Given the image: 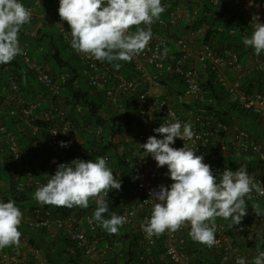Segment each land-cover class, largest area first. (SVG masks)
<instances>
[{
	"label": "built area",
	"instance_id": "1",
	"mask_svg": "<svg viewBox=\"0 0 264 264\" xmlns=\"http://www.w3.org/2000/svg\"><path fill=\"white\" fill-rule=\"evenodd\" d=\"M201 1L212 6H217L222 1L231 3L235 12L241 17L242 22L252 30L253 25L251 23L254 15L258 14L260 22H264L262 13L257 10L253 0H251V3L249 0ZM26 7L32 11L33 16L35 8L33 6ZM193 14L195 15V12ZM177 18V13H170L167 21H158L157 24L161 27V30L169 29L171 31L172 28L176 27ZM58 22L61 37L67 48L77 56L83 65L82 73L86 84L95 92L100 93L107 104L115 106L119 112H122L120 105L122 99L128 98L131 101L141 124V128L131 134L134 146L145 143L149 136L156 135L158 137V134L153 132L154 121H157L160 126L166 121L179 119L182 123L190 122L195 135L190 141H181L177 138L176 142L181 147L184 143L193 150L196 149V154L204 157V163L210 165L203 143L208 142V139L212 136H216L218 130L228 135L229 142L221 143L219 149L216 148V155H218V152L221 155L252 153L257 158V162L264 163V143L255 141L240 125L228 127L224 124H218L214 118L206 115L204 109L191 106L192 101L197 103L205 101L201 78L197 73L201 69H199V66L203 65L202 69L208 68L212 72L216 84L226 92L231 102L236 103L242 110L256 116L264 123V94H248L242 89L240 79L248 70L242 69L236 52L226 49L218 54L207 43H202L196 52L191 51L192 42L201 37L206 29L205 26L200 30L189 29L184 36L177 38H172L169 33L167 36L161 31L155 32L152 29L154 35L149 45L131 61L137 77L130 79L112 71L111 68L99 63V61L75 53L69 44L70 37L66 38L65 36V32L70 31L69 28L64 22ZM170 44L175 47V51L167 52V47ZM21 47L23 48V54L16 57L35 75L36 80L47 88L51 96L59 95V84L64 83L68 75L60 74L55 77L50 75L45 67L37 64L34 59L29 57L28 42L21 43ZM148 68H150V71ZM253 69L264 73V61H254ZM229 73H233L231 78L228 77ZM160 76H175L184 83L185 91L182 96V103L188 106L184 112L174 107L172 99L162 98L156 93L157 86H160L158 83ZM14 77L11 72L6 76L9 93L6 100L0 104L3 107V109L0 107V115L4 111V105H8L7 115L18 121L22 132L26 131L25 129L29 130L33 146L41 139L39 135L36 138L40 132V127L35 123L38 121L44 124L48 123L44 142L51 154L61 163H64L67 161V157L60 151L59 142L66 139L68 142L66 151L71 152L76 148V145L80 144L77 130L72 127L70 121L65 120L63 109H60L55 102H51L47 108L40 109L38 103L22 98ZM76 111L81 113L83 109L77 106ZM53 121L56 122L53 123ZM85 131H92L97 138L103 135V129L99 125L95 127L88 125L85 127ZM0 143L4 145L5 153L17 169L16 175L13 177V189L16 193H23L29 188L37 189L47 183L36 178L29 167L23 164L22 147L16 141L14 134L1 123ZM139 152L140 160L134 164L130 180L132 188L130 195L133 201L123 199L124 189L120 190L119 195L122 197V201L118 213V215L126 217L123 227L132 226V230L134 228L133 231L139 232L141 235L139 247L142 248V252L139 251L136 264H162L163 261L168 264H193L192 256L185 249V236L190 231L188 225H183L176 231L166 230L163 233V252L159 257H153L156 236L148 238L142 229V225L151 215L153 202L149 198V194L158 185H168L171 181L164 176L167 172L166 166L164 168L155 167L156 164L150 156L143 157L141 153L143 149H140ZM135 154L136 152H134ZM102 157H105L108 165H110L109 157ZM73 159H76V157L74 156ZM211 169L214 175H219L224 170L218 166H211ZM55 170L56 168H51L52 175ZM247 171L253 177L255 184L253 191L249 194L250 198H247V200L264 199V195L260 194L264 192V172L258 168V165L255 169H247ZM90 201L95 203L94 199H90ZM22 223L30 230L54 229L61 235L66 236L74 242L81 259L88 264H111L110 260L107 259L111 246L106 242L103 243V246H100L101 241L94 235L96 226L88 215L79 217L78 214L72 213L65 217H57L56 215L54 218L47 209L38 208L31 210L22 220L20 226ZM85 227L91 232L90 236H87ZM215 227L216 243L211 249L220 252L222 262L236 264L238 257H245L248 264H254L247 254L238 250H231L227 246L228 235L224 226L215 223ZM230 227L233 233L239 237H249L264 242V239L260 238L261 234H264V228L256 230L250 224L242 222L234 226L230 222ZM117 244H119V241L113 243V248L119 252L118 247L121 244ZM29 253L35 264H53L47 261L44 253L39 248L30 247ZM117 256H120V254ZM23 257L17 245L11 246L10 249L6 247L0 250V264H23L25 260Z\"/></svg>",
	"mask_w": 264,
	"mask_h": 264
},
{
	"label": "clouds",
	"instance_id": "2",
	"mask_svg": "<svg viewBox=\"0 0 264 264\" xmlns=\"http://www.w3.org/2000/svg\"><path fill=\"white\" fill-rule=\"evenodd\" d=\"M164 11L162 0H58L57 8L60 20L70 27V31L64 32L66 38L70 37L71 49L108 63L130 62L141 53L153 38L151 26ZM31 18L32 11L22 0H0V65L23 54L19 33ZM251 24V35L243 38V44L260 57L264 55V22L256 14ZM153 132L159 138L149 136L145 143L137 144L139 151L143 149V157L150 156L157 168L166 166L171 183L150 191L153 205L150 217L142 225L144 233L151 238L188 225L193 241L213 247L217 217L230 220L234 226L247 215L246 197L250 198L255 187L253 177L243 165L214 175L211 166L203 162L204 157L196 154V149L184 143L180 148L173 147L177 138L193 139L195 134L190 122L166 121ZM59 145L66 147L67 143L60 141ZM47 177V183L34 192L33 198L41 205L87 208L90 199H94L97 207L92 220L99 227L116 234L126 222L122 215L112 213L110 218L104 215L109 213L108 193L121 188L120 179L115 178L105 157L59 163L55 173ZM22 217L14 200L0 199V250L19 244ZM260 238L264 239V234ZM236 264L248 262L245 257H238ZM254 264H264V251L254 258Z\"/></svg>",
	"mask_w": 264,
	"mask_h": 264
},
{
	"label": "trees",
	"instance_id": "3",
	"mask_svg": "<svg viewBox=\"0 0 264 264\" xmlns=\"http://www.w3.org/2000/svg\"><path fill=\"white\" fill-rule=\"evenodd\" d=\"M33 2L34 1L32 0H22V3L25 6H33L35 8ZM211 6L212 5H204L205 12L210 15L204 17V21L199 24L202 25V23H204L206 27L204 33L201 35V42L210 44L218 54H221V52L226 49L236 52L238 54V62L242 69L249 68V62H254L256 60L264 61V55L260 57L255 56L254 51L243 44V38L245 36H250L252 29L242 22L241 17L235 12L233 5L222 1L215 6L216 13L214 14H212L211 9L209 8ZM263 15L262 19L264 20ZM28 26H30V22L22 27L23 30H26ZM152 29L155 32L161 31V33L167 34V36L170 32L169 29L161 30V27L158 26V24ZM59 38L61 39V37ZM56 41L59 40L52 39L46 45H43L41 38L36 39L35 42H33V46L31 42L29 43L28 54L30 58L34 59L35 62L42 67H44L45 62H50V64H54V68L58 70L65 68L64 71H61L58 74L55 72L52 73L48 70L49 74L54 77L59 76L60 74L68 75L67 80L64 83L59 84V95L51 96L47 88L36 80L35 75L25 66V64H23L19 58L15 57L11 62L0 65V104L5 101L8 96L9 89L6 76L11 72L15 76L14 79L18 85V90L22 98L27 99L28 97H31V99H34V92H41L43 96L49 97L51 102H55L60 109H63L65 120L70 121L72 127L77 130V137L81 142L79 145H76V148L71 152L66 151L67 146L61 147L59 145L60 151L67 157V161L64 163L72 160L74 156L83 160H96L99 157L108 156L110 159L109 167L112 169L115 178L117 180L120 179L121 188L119 190H111L106 197L109 213H105L104 215L105 218H110L112 213L118 215L119 206L122 201L119 191L124 189L126 183L130 184L134 164L140 160L139 148L137 149L136 146H134V143L131 144L130 142H127L121 143L120 145V143L115 142L114 138L123 136L126 139L132 138V132L139 130L141 124L137 118L135 108L132 106V103L128 98L122 99L120 102L122 112H114L111 115L110 120H102L99 116L107 104L106 100L100 93L95 92L90 86L77 85V81L80 79H83V82L86 83L82 73L83 65L77 56L69 51L63 39L59 42ZM38 47H41L42 50L36 55ZM52 50H54V53H52ZM65 51H68L70 55L66 56ZM68 61L73 65L75 64L76 68L69 66ZM120 62L123 64V67L134 69L131 61ZM99 63L111 68L112 71L123 76L121 70L114 66L117 63L100 61ZM202 66L203 65L199 66V69H201L198 70L197 73L201 78V87L204 92L205 101L201 103L192 101L191 106H197L198 108L204 109L206 115L214 118L218 124H224L228 127L242 125L241 128H243L250 137L257 142H262L255 130V128L260 125L261 121L256 116L242 110L236 103L231 102L226 92L216 84L212 72L208 68L202 69ZM148 70L150 71V68H148ZM232 76L231 73L228 74V77L231 78ZM167 82L176 87V90H173L172 92L170 91L169 94L172 97L174 107L179 111L184 112L186 107H188L182 103V96L185 91L184 83L175 76H160V78H158V83L162 86L167 85ZM240 86L248 94H264V73L256 69L248 70L240 79ZM4 106V115L0 118V123L14 134L16 141L22 147L23 164L29 167L30 171L34 173L36 178L47 182V175H52L51 168H56L57 164L61 163L53 154H51L44 142L46 136L45 130L48 128L49 124H44L39 121L35 123V125L40 127V132L37 134L36 138L39 135L41 139L33 146V141L29 136V130L25 129L26 131L22 132V128H20L18 121L7 115V109L9 106ZM77 106H80L83 109V112L80 113L76 111ZM55 122L56 121H53V123ZM32 124L34 125V123ZM88 125L94 127L98 125L101 126L103 129V135L97 138L92 131L86 132L85 127ZM153 127H159L157 121H154ZM208 140V142L203 143V147L211 166H218L222 169L228 168L234 171L242 165L246 166L249 170L255 169L258 165V168L261 171L264 170V163L257 162V158L252 153L221 155L218 152V155H216V148L219 149L221 143L229 142V137L226 133H222L218 130V134L214 137L212 136ZM61 141H65L68 145L66 139H62ZM172 146L176 148L181 147L176 140L175 144ZM134 152H136L135 155ZM53 160H55L56 163H53ZM153 162L155 161L153 160ZM0 168V181L5 182L9 191L8 199L4 197L1 198L5 202L9 199L14 200L16 203L22 202L29 193H34L36 191V189L31 188L23 193H16L14 191L13 177L16 175L17 169L14 167L9 156L5 153L3 144H0ZM1 171H4V173ZM164 176L168 179L166 173ZM247 198L248 197H246L247 215L242 219V223H246L248 220H251V218L253 219V216L248 214L250 210L262 211L261 203L258 202L259 200H247ZM96 207L95 203L89 201V206L87 208L79 206L68 208L55 205H42L39 209H47L54 218L56 215L57 217H65L72 213L78 214L79 217L88 215L92 218ZM217 219L218 217L216 220ZM94 224L96 226L94 235L99 241H101L100 246H103V243L105 242L111 246V250L107 256V259L110 260L111 264H136L138 254L142 252V248L139 247V241L141 239L139 232H134L131 229L125 234H121L119 231L116 234H110L99 227L98 223L94 222ZM19 231L21 232L22 237L24 235H29V237H31L28 241L29 246L41 249L49 263L88 264L81 259L79 250L75 248L74 242L66 236L61 235L59 232L52 235L48 232L47 228H42L35 230L36 233H33L32 231L30 232V229L25 225L19 226ZM85 231L87 236H90L91 232L87 227H85ZM163 239V234L155 237V246L153 247L154 258L159 257L163 252ZM185 240V249L186 252L192 256L193 264H231V262L225 263L221 261V254L219 251H214L205 245L193 241L189 232L186 234ZM117 241L121 244L119 252L113 248V243ZM254 243L257 245L258 253L264 251V242L262 240L255 239ZM7 248L10 249L11 246ZM118 254H120V256H117ZM23 264H35V262L32 257L27 256ZM162 264L168 263L163 261Z\"/></svg>",
	"mask_w": 264,
	"mask_h": 264
},
{
	"label": "crops",
	"instance_id": "4",
	"mask_svg": "<svg viewBox=\"0 0 264 264\" xmlns=\"http://www.w3.org/2000/svg\"><path fill=\"white\" fill-rule=\"evenodd\" d=\"M32 1H34L33 5L35 6L34 13L30 21V26H28L26 30L25 29L23 30V28L20 30V33H19L20 43H23V42L32 43V42H35V40L39 38H41V42L43 45H46L52 39L61 41L62 37H61V31H60L58 21L64 22L68 28L70 27L66 21L60 20V17L57 12L58 0H36V1L32 0ZM253 2L255 3L257 10L261 12L263 15L264 14V10H263L264 1L263 0H253ZM162 4L165 7V11L161 14V17L158 21H167L170 13H177V16H178L176 27L172 28L171 31L169 32L172 38L184 36L189 29H194V30L203 29V26H205V24L204 23H202V25H199V24L200 22L204 21V17H207L210 15L207 12H205L204 5L206 4L203 3L201 0H162ZM193 12H195V15L193 14ZM158 21H156L151 27L154 28L156 24L158 23ZM59 37H61V39ZM59 41H56V42H59ZM201 44H202L201 37L196 38L192 42V45L190 47L191 51L193 53L196 52V50ZM41 50H42L41 47H38L36 52L40 53ZM172 51H175V47L172 44H170L167 47V52H172ZM52 53H54V50H52ZM65 54L66 56L70 55L68 51H65ZM114 63H119L121 65L119 69L123 73L122 74L123 77L130 78V79L137 77L136 72L134 71L133 68L127 69L123 67V64L120 61H115ZM68 65L72 66L73 68H76L75 64L73 65L69 61H68ZM44 67L47 70L51 71L52 73L55 72L57 74L65 70V68L58 70L52 67L50 62H45ZM248 67L249 68H247V70H252L253 62H249ZM231 74L233 75V73ZM83 81H84L83 79L78 80L77 85L87 86V84ZM173 90H176V87L173 85H170L167 82V85L157 86L156 93L162 98L172 99V97L169 94H170V91L172 92ZM34 95H33L35 97L34 99H31V97H28L27 100L38 103L40 105V109L47 108L50 105L51 100L49 99V97L43 96L41 92L39 93L34 92ZM0 107L3 109L2 106ZM116 111H117V108L115 106L106 104V106L103 108V111L100 113L99 117L104 121L110 120L111 115ZM3 115L4 113L2 112L0 115V118H2ZM255 130L257 132V135L260 137V139L264 143V123L261 122L260 125H258L255 128ZM116 138H114V140ZM120 138H123L125 142L127 140L124 136ZM131 191H132V188L130 186L129 196L125 200L133 201L132 196L130 195ZM0 193H1L0 199L3 197L8 199L9 191H8L7 185L3 181H0ZM33 197H34V193L31 192L25 198V200H23L22 202L16 203L23 213L22 220L25 219V217L31 212L32 208L35 209V208H40L42 206ZM258 202L261 203L260 204L261 210L262 209L264 210V199H260ZM248 214L249 215L254 214V215H253V219L251 218V220H248L246 223L253 226V228L256 230H261L264 228V211L260 213L258 210H250ZM230 222H231L230 220H225L222 217H218V219L215 221V223H218L224 226L226 229V232H227L226 234L228 235L227 246L231 250H238L244 254H247L251 258L252 262L254 263V258L259 254L257 251V245L254 243V239L249 238V237L242 238L234 234L233 231L231 230V227L229 228ZM22 225L24 224L22 223ZM133 230L135 229L133 228ZM31 231L33 233H36L33 230H30V232ZM48 232H50L52 235H55L57 233L56 230L54 229L53 230L50 229L48 230ZM30 238L31 237H29V235L28 236L24 235L23 237L21 235L20 242L17 245L20 249V252L24 256L23 257L24 259L27 256L31 257L29 253L30 246L28 244V241L30 240ZM117 245H120V242ZM118 248L121 249V246H119Z\"/></svg>",
	"mask_w": 264,
	"mask_h": 264
},
{
	"label": "rangeland",
	"instance_id": "5",
	"mask_svg": "<svg viewBox=\"0 0 264 264\" xmlns=\"http://www.w3.org/2000/svg\"><path fill=\"white\" fill-rule=\"evenodd\" d=\"M209 6V5H208ZM210 9H211V11H212V14H214V13H216V7H213V6H211V7H209ZM209 18V17H208ZM32 46H33V42H32ZM31 48V47H30ZM32 53H34V52H32ZM38 53H36V55H37ZM51 65H52V63H51ZM52 67H54V64L52 65ZM117 112V111H116ZM128 140V141H127ZM126 140V142L124 141V139L123 138H120V137H117L116 139H115V142L116 143H127V142H130L131 144H133L134 142L131 140V138H128ZM136 148H138V146H136ZM1 169V168H0ZM2 173H4V171H1ZM129 191H130V185H129V183H126V185H125V188H124V197H123V199H126L128 196H129ZM264 210L262 209V211L261 212H263ZM260 212V213H261ZM254 215V214H253ZM253 215H251V216H253ZM132 229V226H127V227H120V229H119V233H121V234H125L126 232H129L130 230Z\"/></svg>",
	"mask_w": 264,
	"mask_h": 264
}]
</instances>
